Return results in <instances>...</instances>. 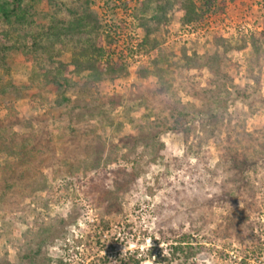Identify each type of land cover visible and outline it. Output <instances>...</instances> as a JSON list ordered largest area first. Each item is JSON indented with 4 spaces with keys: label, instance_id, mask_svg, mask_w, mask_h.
Here are the masks:
<instances>
[{
    "label": "rangeland",
    "instance_id": "374dc122",
    "mask_svg": "<svg viewBox=\"0 0 264 264\" xmlns=\"http://www.w3.org/2000/svg\"><path fill=\"white\" fill-rule=\"evenodd\" d=\"M139 1L92 0L98 43L106 58L127 64L128 75L93 80L70 65L74 83L61 106L54 83L30 81L36 61L0 50V264H56L60 257L95 264L104 255L106 264H125L128 254L149 252L167 257L159 264H264V0H236L195 26L181 25V13L169 10L149 37L160 42L157 49L138 48L146 34ZM79 4L38 2L34 23L18 31L42 32L51 17L71 18ZM8 29L0 21V31ZM252 33L262 40L260 84L246 71ZM215 35L248 45L216 48ZM63 39L56 49L68 62L72 41ZM182 46L188 56L196 51L188 67ZM160 52L176 63L167 82L139 78ZM216 55L239 91L222 93L227 104L218 108L209 97L217 92L208 68ZM40 61L53 67L47 56ZM199 142L198 157L185 156ZM184 236L201 247L186 261L170 254Z\"/></svg>",
    "mask_w": 264,
    "mask_h": 264
},
{
    "label": "trees",
    "instance_id": "16d2710c",
    "mask_svg": "<svg viewBox=\"0 0 264 264\" xmlns=\"http://www.w3.org/2000/svg\"><path fill=\"white\" fill-rule=\"evenodd\" d=\"M57 0H0V21L9 26L8 30L0 31V50L4 49L7 51L19 50L22 52L27 59L32 58L38 63V72H33L30 75V81L36 83H41L43 86L46 84L54 83L56 92V104L61 106L69 101L66 96L65 88H69L73 85V80L71 78L72 72L69 66L74 67V72L79 74L81 72H86L87 75L93 80H99L104 77H109L111 79L117 77H125L128 75L127 64L121 61H114L112 59L106 58V51L98 43V35L101 29V23L99 17L95 11L91 8L92 0H78L80 2L79 6L73 10H70L72 15L68 19H58L56 17H51L47 28L42 29V32H24L20 33V29L24 25H31L34 23L35 16L32 13L34 5L38 2H46L51 5ZM154 0H141L139 1L140 7H136V17L140 20L143 28L146 30L145 37L139 43V49L149 46V49H157L160 42L154 38L149 39L153 30L160 29L161 21L168 18L169 10H177L181 13L180 23L184 26H195L196 24L210 18L211 15H216L220 12H224L225 8L230 3H235L236 0H160L155 7L152 8ZM150 8L153 9V14L148 18L147 13ZM150 19L155 24L154 27L150 26ZM88 35L85 39H74L73 35ZM263 36V32L259 34ZM64 38H68L72 41V55L68 62L61 61L60 52L57 51L56 45L62 44ZM63 39V40H62ZM213 45L217 47H223L225 50L245 49L248 45L246 39H242L237 45L233 44L231 38H226L222 35H215L213 37ZM250 44V53L248 56V63L246 67L247 75L254 84H260L261 75L260 71L256 73L260 68L259 59L262 57L261 54V37H256L254 33L248 36ZM12 40L11 44H6L5 42ZM181 55L186 59V67L190 66L188 62H193L196 55V51L193 50V56H188L187 48L185 46L181 47ZM41 56H47L49 62L53 67L45 68L41 63ZM213 63H210L208 68L212 73V78L209 80V84L214 85L217 92L210 90L211 100L214 102V108L219 106H226L227 101L225 97H222V93L228 95H239V91L229 87L232 83V79L226 75L225 72L221 71L220 67L216 66L217 55L213 59ZM176 63H170L168 61V56L165 53H159L156 58L151 62L150 68H143L138 71V77L144 78L148 75H154L160 82L166 83V76L173 70ZM256 73V74H255ZM42 75L43 80H36V76L39 78ZM1 81V77H0ZM1 94L6 93V87L3 86ZM12 109L13 107L10 106ZM169 130H182L183 127H167ZM166 128V129H167ZM186 130V129H184ZM201 142L197 144L196 147L187 146L185 151V156L190 154L194 157H198L199 150L201 148ZM160 157L163 155L159 152ZM31 161H29L28 156H23L21 159V165L28 171L30 168ZM18 167L14 164V168ZM14 171L13 163L8 166ZM24 171H21V175ZM167 174V173H165ZM22 176H25V172ZM201 247H196L192 245L189 241V237L184 236L179 239L175 245H171L170 251L171 255L177 256L182 254L185 261L195 255L199 254ZM106 255L98 257L96 260L98 264H106ZM154 259L153 264L164 263L168 261L165 255L155 256L152 252L149 255L142 258H135L134 255L128 254L123 261L125 264H143L144 260L147 258ZM95 263V264H97ZM56 264H70L68 261L64 260L62 257L56 260Z\"/></svg>",
    "mask_w": 264,
    "mask_h": 264
}]
</instances>
